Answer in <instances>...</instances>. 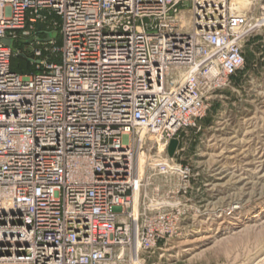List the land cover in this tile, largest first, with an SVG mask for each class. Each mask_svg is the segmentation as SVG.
<instances>
[{"label": "built area", "instance_id": "obj_1", "mask_svg": "<svg viewBox=\"0 0 264 264\" xmlns=\"http://www.w3.org/2000/svg\"><path fill=\"white\" fill-rule=\"evenodd\" d=\"M245 1L0 0V264H143L178 234L168 144L246 72Z\"/></svg>", "mask_w": 264, "mask_h": 264}, {"label": "rangeland", "instance_id": "obj_2", "mask_svg": "<svg viewBox=\"0 0 264 264\" xmlns=\"http://www.w3.org/2000/svg\"><path fill=\"white\" fill-rule=\"evenodd\" d=\"M263 36L246 48V72L213 92L199 128L174 138L189 184L174 178L161 194L173 195L166 205L179 211L180 231L143 264H264Z\"/></svg>", "mask_w": 264, "mask_h": 264}, {"label": "trees", "instance_id": "obj_3", "mask_svg": "<svg viewBox=\"0 0 264 264\" xmlns=\"http://www.w3.org/2000/svg\"><path fill=\"white\" fill-rule=\"evenodd\" d=\"M17 57L19 59V62L17 64H13V57L11 59V68L14 71L25 73V71L31 72L34 70V66L26 58L20 55H18Z\"/></svg>", "mask_w": 264, "mask_h": 264}, {"label": "bare ground", "instance_id": "obj_4", "mask_svg": "<svg viewBox=\"0 0 264 264\" xmlns=\"http://www.w3.org/2000/svg\"><path fill=\"white\" fill-rule=\"evenodd\" d=\"M231 5H232V7H235L236 9L240 10L242 8H246L248 6V3L245 0H231ZM236 208H238V207L235 206L234 204L231 205V209L234 210Z\"/></svg>", "mask_w": 264, "mask_h": 264}, {"label": "water", "instance_id": "obj_5", "mask_svg": "<svg viewBox=\"0 0 264 264\" xmlns=\"http://www.w3.org/2000/svg\"><path fill=\"white\" fill-rule=\"evenodd\" d=\"M2 41L7 44V45H10V40L8 38H3ZM175 147H176V140L173 139L171 142H170V145L168 147V154L169 155H173V152L175 150Z\"/></svg>", "mask_w": 264, "mask_h": 264}, {"label": "crops", "instance_id": "obj_6", "mask_svg": "<svg viewBox=\"0 0 264 264\" xmlns=\"http://www.w3.org/2000/svg\"><path fill=\"white\" fill-rule=\"evenodd\" d=\"M25 73H29V72L25 71Z\"/></svg>", "mask_w": 264, "mask_h": 264}]
</instances>
